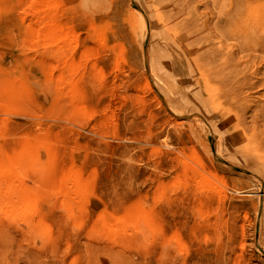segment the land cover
Segmentation results:
<instances>
[{"label":"rangeland","instance_id":"rangeland-1","mask_svg":"<svg viewBox=\"0 0 264 264\" xmlns=\"http://www.w3.org/2000/svg\"><path fill=\"white\" fill-rule=\"evenodd\" d=\"M0 171V264H264V0H0Z\"/></svg>","mask_w":264,"mask_h":264},{"label":"bare ground","instance_id":"bare-ground-1","mask_svg":"<svg viewBox=\"0 0 264 264\" xmlns=\"http://www.w3.org/2000/svg\"><path fill=\"white\" fill-rule=\"evenodd\" d=\"M170 23V21H169ZM167 24V23H166ZM169 25V24H167ZM171 25H172V22H171ZM133 27V26H132ZM209 31L213 32L212 35L214 36V40L218 43H221L222 40H223V25H222V20H221V14L219 15L218 14V17L216 18L215 22H213L211 25H209L208 27ZM213 29V31H212ZM203 43V42H202ZM208 53V52H207ZM206 53L205 55V58L208 57L209 55ZM14 164V163H13ZM9 165V164H8ZM5 168V167H4ZM1 168V171H2V175H12V176H15L16 180L18 179V176H17V171L16 170H11V169H3ZM0 171V172H1ZM15 180V181H16Z\"/></svg>","mask_w":264,"mask_h":264}]
</instances>
